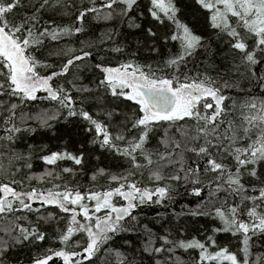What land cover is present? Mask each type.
Listing matches in <instances>:
<instances>
[{"label": "snow or ice", "instance_id": "6c2138e0", "mask_svg": "<svg viewBox=\"0 0 264 264\" xmlns=\"http://www.w3.org/2000/svg\"><path fill=\"white\" fill-rule=\"evenodd\" d=\"M89 17L113 25L99 44L79 40ZM48 133L63 150L27 143ZM34 160L73 167L30 175ZM182 182L202 202L176 211ZM196 218L216 226L192 235ZM25 250L28 264H264V0H0V264Z\"/></svg>", "mask_w": 264, "mask_h": 264}, {"label": "trees", "instance_id": "16d2710c", "mask_svg": "<svg viewBox=\"0 0 264 264\" xmlns=\"http://www.w3.org/2000/svg\"><path fill=\"white\" fill-rule=\"evenodd\" d=\"M65 23H70V20H66L64 21ZM86 29H88V32L86 35H81L79 37V40L81 41H86V42H92L95 44H99L100 40L103 39V34L108 32L109 30H111V28L113 27V25L111 23H105L103 21L97 22L95 20H92L91 17H89L88 21L85 24ZM74 41H76V38H73ZM136 40H137V36L135 35H127V39L126 41H121V43H127L129 45L128 50L132 51L135 49L136 47ZM77 49H79V47L81 46L79 44V42H75L74 45ZM105 48L111 47V45L109 44H105L104 45ZM222 47V45H221ZM93 51H95V49H92ZM125 59V58H131V57H117V56H113V59ZM148 59V62H153L155 61V57H149V53L145 50L140 57V62H145V59ZM208 63H214L215 65L219 66V71L222 75H228L233 79H236L237 77L235 76V70L231 68V63L230 61H222L220 58V54L217 53V56L215 58V61H208ZM205 68V57L201 56L199 57L195 63H190L188 65V67L186 69H184L185 72H189L191 75L195 76L196 72L199 71H203ZM211 75H215V72H210ZM85 76L88 77V79H85L84 83L88 84L89 83V79H94V77H91L89 73H85ZM90 87H94V84H90ZM238 89H230L228 91L225 92V95L228 96H232L233 99H235L237 102L242 101L243 99H245V97L243 95H237ZM227 103L229 105H231L232 101L229 100L227 101ZM46 105H42V104H37L36 108H42L45 107ZM232 117H229V119H231ZM27 143H32L37 145V152H39L40 148H43L44 146L47 147V149H50L52 151H58V150H63L65 143H66V138L65 140H59L56 138H53V133H48L47 136L45 135H37L35 140H28ZM24 146L21 145V149L23 150ZM68 150L71 151L72 148L69 145L68 146ZM93 163H95V161H93ZM58 167L57 166H46L43 164L42 161L39 160H34V166L32 169V172L29 173L31 174H36L39 175L43 172H45L46 170H52L58 174L61 173V169L64 167H73V165L71 164V162H58ZM90 167L92 165H89ZM77 171H79L77 169ZM167 175V172L165 173ZM63 175V180H56L53 181L52 178H45V180L40 181V182H36L33 181V186H37V184H39L40 186L43 187H50L51 183H61V182H68L69 180L75 179L77 183L80 184H85L88 182V180L90 179L91 173L89 172L87 176H83V175H78L76 177H69L67 176V174H62ZM100 184H104L105 181L104 180H99ZM180 191L182 193V195L180 197L177 198V202L173 205V207L175 208L176 211H180L182 207L187 206V207H195L197 203L202 202V198L201 197H196L194 195H191V188L188 187L187 188V192L189 193L188 195H183L184 191H185V186L183 185V182L181 183V187H180ZM207 196V191L205 190L204 193H202V197L206 198ZM223 199V197L221 198ZM144 215V214H142ZM155 213L154 212H148L147 216L151 217L154 216ZM144 222H148L147 220H145ZM219 224V222L217 221V225ZM196 226L201 228V232L198 234L196 232H193L192 235H199V236H203L204 235V229H210L213 226L212 222L208 219V218H196ZM56 225L53 224L52 227L49 228V233L51 234L54 230H55ZM211 234V233H209ZM133 239H136L135 236H132ZM217 240L218 243H227L229 244V246L232 248L233 251L237 250V244L238 241L231 237L230 234L227 233H218L217 234ZM123 250V249H122ZM16 255L19 256V258L21 260L24 261V264H28V253L27 250H25L24 252H20L18 254H14L13 256V260H15ZM113 264H114V260H113Z\"/></svg>", "mask_w": 264, "mask_h": 264}]
</instances>
